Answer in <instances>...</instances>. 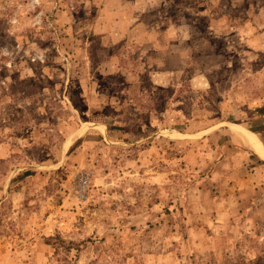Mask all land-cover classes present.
Returning <instances> with one entry per match:
<instances>
[{"label": "rangeland", "instance_id": "374dc122", "mask_svg": "<svg viewBox=\"0 0 264 264\" xmlns=\"http://www.w3.org/2000/svg\"><path fill=\"white\" fill-rule=\"evenodd\" d=\"M234 124L264 0H0V264H264Z\"/></svg>", "mask_w": 264, "mask_h": 264}, {"label": "crops", "instance_id": "0c3cea01", "mask_svg": "<svg viewBox=\"0 0 264 264\" xmlns=\"http://www.w3.org/2000/svg\"><path fill=\"white\" fill-rule=\"evenodd\" d=\"M234 125H236V127L239 128L238 130L240 131V133L238 132L239 135H237L238 133H236V131H233L234 138H238L239 142H241L242 146L245 148H248L252 152V155H253L252 157L255 160H257L258 162L263 163L262 165H264V155L258 153L247 140L248 136L252 137L256 143L260 144V146L263 150V154H264V136H261L258 133L252 132L244 124H234ZM259 165H261V164H259ZM262 167H264V166H262Z\"/></svg>", "mask_w": 264, "mask_h": 264}, {"label": "bare ground", "instance_id": "6f19581e", "mask_svg": "<svg viewBox=\"0 0 264 264\" xmlns=\"http://www.w3.org/2000/svg\"><path fill=\"white\" fill-rule=\"evenodd\" d=\"M244 138H245V137H244ZM247 140H248V142L254 147V149H255L258 153L264 155V154H263V150H262L260 144L256 143V142L254 141V139H253L252 137H249V136L247 137ZM262 157H263V156H262Z\"/></svg>", "mask_w": 264, "mask_h": 264}]
</instances>
